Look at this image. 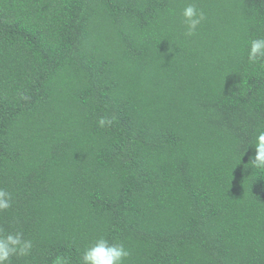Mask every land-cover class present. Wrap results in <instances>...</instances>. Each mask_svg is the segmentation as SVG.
Returning <instances> with one entry per match:
<instances>
[{
  "label": "trees",
  "instance_id": "obj_1",
  "mask_svg": "<svg viewBox=\"0 0 264 264\" xmlns=\"http://www.w3.org/2000/svg\"><path fill=\"white\" fill-rule=\"evenodd\" d=\"M260 37L264 0H0V229L33 242L12 264L100 236L125 264H264Z\"/></svg>",
  "mask_w": 264,
  "mask_h": 264
},
{
  "label": "clouds",
  "instance_id": "obj_2",
  "mask_svg": "<svg viewBox=\"0 0 264 264\" xmlns=\"http://www.w3.org/2000/svg\"><path fill=\"white\" fill-rule=\"evenodd\" d=\"M182 16L187 26L186 36L194 35L198 26L206 19L205 12L195 3H188L182 11ZM247 59L250 63L264 61V37L251 39L247 49ZM98 123L101 127L111 126L113 119L102 117ZM250 145L254 146V154L251 157L252 165L264 171V131L259 132L248 147ZM12 200V194L0 188V212L9 209L12 206ZM32 249L33 242L30 239H24L22 233L5 234L3 229H0V264H12L13 256H30ZM130 254L129 249L123 243H112L100 236L83 250L80 264H125ZM53 264H70V261L69 258L58 255Z\"/></svg>",
  "mask_w": 264,
  "mask_h": 264
}]
</instances>
